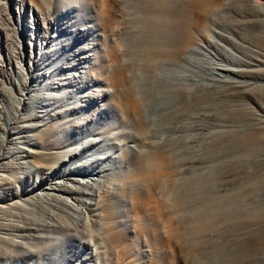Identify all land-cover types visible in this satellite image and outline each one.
I'll use <instances>...</instances> for the list:
<instances>
[{
    "label": "rangeland",
    "instance_id": "obj_1",
    "mask_svg": "<svg viewBox=\"0 0 264 264\" xmlns=\"http://www.w3.org/2000/svg\"><path fill=\"white\" fill-rule=\"evenodd\" d=\"M14 1L0 0V264H264V145L236 140L264 136L256 5L217 0L181 64L150 68L146 0ZM208 2L183 1L190 28Z\"/></svg>",
    "mask_w": 264,
    "mask_h": 264
},
{
    "label": "bare ground",
    "instance_id": "obj_2",
    "mask_svg": "<svg viewBox=\"0 0 264 264\" xmlns=\"http://www.w3.org/2000/svg\"><path fill=\"white\" fill-rule=\"evenodd\" d=\"M5 1L9 6L10 5L12 6L15 3L14 0H5ZM183 1L184 0H146L145 10H144L145 23L148 26V28H150V33L148 36L149 40L148 42H146L147 43L146 49L149 52L147 63L150 68H153V64H155L159 54L161 57H163L170 63L177 61V64H181L180 62L178 63V60L182 59V57L185 56L186 50L195 44L196 40L200 38L204 33V30L208 29L207 23L209 21V18L213 15L214 10L220 6V3L217 0H209V2L207 3L208 9L205 11V15H202L201 22L196 24L195 27L190 28L187 25V23L183 21L181 17V13H182L181 8ZM251 1L256 5L258 10L261 11L262 15L264 16V6L260 3V1L259 0H251ZM1 5L2 4H0V6ZM110 7H111L110 5L107 6L106 11L100 9V14L105 15ZM116 11L118 12V9ZM99 18L101 19L100 15ZM118 18H121V16H117V19ZM119 24H121V22L117 21L116 26H118ZM236 24L237 22L235 23V26ZM67 28H69V26H67L66 29ZM261 28L262 30H260L261 32L259 33V35L258 36L255 35L257 36V40L255 42L261 46L260 48H264V20L261 21ZM66 29L62 28L64 34L65 32H68L66 31ZM108 32H111L112 34L113 29L111 30L109 29ZM113 36H115V34ZM260 132L261 130L245 131L240 135H238L236 140L242 144L261 143L264 145V136L261 134L262 132L261 133ZM75 173H77L78 175L79 174L83 175V173L80 171ZM71 176L72 175H70V180L74 179ZM56 190L57 187H53L49 192L45 194H40L39 196H37V198L42 196L43 199L45 195L48 196L50 192L54 193L56 192ZM262 232H263V228H260L256 231L259 238H261ZM248 243H250V241H248ZM238 251L243 253L244 251H246L247 253H250L248 247L239 248Z\"/></svg>",
    "mask_w": 264,
    "mask_h": 264
}]
</instances>
